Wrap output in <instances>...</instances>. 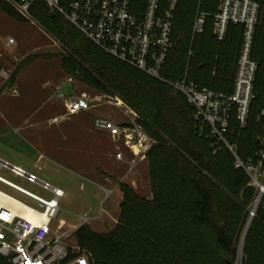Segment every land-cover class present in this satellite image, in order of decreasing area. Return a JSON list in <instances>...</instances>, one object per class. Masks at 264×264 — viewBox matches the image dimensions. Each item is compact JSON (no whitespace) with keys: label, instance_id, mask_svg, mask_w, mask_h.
Here are the masks:
<instances>
[{"label":"trees","instance_id":"obj_1","mask_svg":"<svg viewBox=\"0 0 264 264\" xmlns=\"http://www.w3.org/2000/svg\"><path fill=\"white\" fill-rule=\"evenodd\" d=\"M72 0H60L65 11ZM262 17L256 28L252 58L259 65L250 117L241 129L230 123L228 139L243 162L255 160L259 133L256 118L264 107V0H256ZM219 0H179L173 27V48L162 73L168 82L187 75L200 86L231 93L240 49V28L230 26L226 40L212 35L213 20L193 34L197 10L214 14ZM200 5V6H199ZM1 11L25 22L6 2ZM47 10L37 2L32 12ZM44 31L63 50L69 75L87 88L118 95L138 114L139 126L155 142L147 153L150 200L127 183L115 227L94 232L81 225L74 238L89 264H236L238 240L256 192L249 178L234 166L225 149L213 154L194 126V109L183 94L112 58L85 38L62 15L46 16ZM27 60L24 63H26ZM242 264H264V211L259 208L245 237ZM0 264H7L0 258Z\"/></svg>","mask_w":264,"mask_h":264},{"label":"built area","instance_id":"obj_2","mask_svg":"<svg viewBox=\"0 0 264 264\" xmlns=\"http://www.w3.org/2000/svg\"><path fill=\"white\" fill-rule=\"evenodd\" d=\"M4 1L11 4L19 16L27 19L32 7L37 2L43 3L50 13L65 17L85 38L112 58L167 83L183 94L194 109L195 129L209 142L213 154L227 150L234 159L235 168L249 178V184L256 192L250 218L256 217L259 208L264 211V107L256 118L259 133L255 136V160L243 162L238 155V146L228 139L233 119L237 120L241 129L246 128L256 98L255 82L259 65L253 60L252 52L261 16V7L256 0H219L214 14L204 13L200 9L196 13L194 35L203 33L208 18L213 20L212 35L219 43L226 40L230 26L240 28V49L233 90L229 94L200 86L189 80L187 75L173 83L163 78L162 73L173 48V27L179 0H72L68 11L61 6L60 0ZM58 98L62 100L65 113L52 119V124L89 111L95 107L91 105L93 102L126 107L118 97L103 101L102 97L91 99L59 94ZM129 110L131 117L126 126L103 117H97L94 125L114 139H123L133 151L135 163L136 159L147 157L151 144L150 139L142 133L138 115ZM121 158L119 154L117 159ZM1 171L39 185L51 193L52 198L47 200L27 191L4 178ZM0 184L36 202V207H31L0 191V258L7 264H89L88 256L81 251L74 238L79 227L64 230L65 225L61 224L59 232H54L52 228L59 212V201L66 197L62 189L1 158ZM26 212L40 218V222L28 220ZM68 239L75 243L66 244Z\"/></svg>","mask_w":264,"mask_h":264},{"label":"rangeland","instance_id":"obj_3","mask_svg":"<svg viewBox=\"0 0 264 264\" xmlns=\"http://www.w3.org/2000/svg\"><path fill=\"white\" fill-rule=\"evenodd\" d=\"M49 15L53 14L45 9L31 11L29 18H24L25 22H19L0 9V158L35 173L67 194L59 201V212L52 223L54 232H59L62 222L64 230L86 223L94 232H108L115 227L114 219L119 214V194L111 195L109 188L120 189L119 183L124 182L120 178L129 170V165H123L124 161L116 158L123 154V158L126 156L130 160L133 154L123 139H114L95 128L94 120L103 117L126 126L130 122L131 108L122 97L87 88L68 74L60 43L42 28V21ZM59 94L91 99L102 97L103 101L118 97L126 107L93 102L91 105L95 107L89 111L52 124V119L65 113ZM142 133L150 139L151 149L155 142L143 129ZM145 172H148L147 164L131 175L139 179L143 196L149 192ZM1 173L7 180L41 198H52V194L39 185L10 172ZM248 187L252 188L250 184ZM0 191L36 207L32 199L1 184ZM250 210L251 206L238 240L236 264H242L243 232L248 220V230L253 221ZM74 243L66 241L68 245Z\"/></svg>","mask_w":264,"mask_h":264},{"label":"crops","instance_id":"obj_4","mask_svg":"<svg viewBox=\"0 0 264 264\" xmlns=\"http://www.w3.org/2000/svg\"><path fill=\"white\" fill-rule=\"evenodd\" d=\"M124 144H125V141H124ZM126 148H129V151L133 154V151L130 149V147L127 146ZM121 155H122V158L119 159V160L116 158V160L119 161V162H123L124 161L123 165H127V166L129 165V170L126 171L125 175H123L120 178V180H122L124 182L127 180L125 183L129 184L136 193H138L140 196L145 197L146 199L150 200L152 198V191H151V186H150L149 165H148V162H147V158H145L143 160L136 159V162L133 163V161L135 160L134 154H133V157L130 156V160L129 159H126V156L123 158V154H121ZM132 158H134V159L132 160ZM122 159H124V160H122ZM144 164H147V167H148V172H145V177H146V179L148 181L149 192L147 193L146 196H143V195L140 194V192H142V189H141V185H140L139 179L136 176H133V177L131 176L133 174V172L134 173H137L140 170H143V165ZM137 166H138V169H137ZM139 166H141V167H139ZM145 171H146V169H145ZM109 189H110V191L112 190L110 192L111 195H113L115 192H117L119 194V202H118V205H119V213H120V204H121L122 197H123L122 192L118 188L117 189L116 188H109ZM66 196H67V194H66ZM118 217H119V214L116 216L117 220H118ZM116 218L114 219L115 222H117ZM62 224H64V223L62 222ZM80 226L81 225H79V226H70V227L78 228Z\"/></svg>","mask_w":264,"mask_h":264},{"label":"bare ground","instance_id":"obj_5","mask_svg":"<svg viewBox=\"0 0 264 264\" xmlns=\"http://www.w3.org/2000/svg\"><path fill=\"white\" fill-rule=\"evenodd\" d=\"M25 217L30 220V221H33L35 223H39L40 222V218H35L33 217L29 212H26L25 213Z\"/></svg>","mask_w":264,"mask_h":264},{"label":"water","instance_id":"obj_6","mask_svg":"<svg viewBox=\"0 0 264 264\" xmlns=\"http://www.w3.org/2000/svg\"><path fill=\"white\" fill-rule=\"evenodd\" d=\"M249 224H250V220H248L247 224H246V227L244 229V232H243V241L245 240V237H246V234H247V231H248V227H249Z\"/></svg>","mask_w":264,"mask_h":264}]
</instances>
